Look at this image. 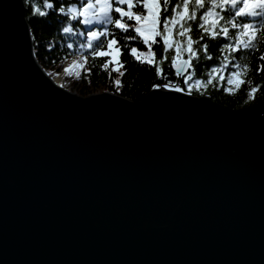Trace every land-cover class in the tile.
<instances>
[{
  "label": "water",
  "instance_id": "water-1",
  "mask_svg": "<svg viewBox=\"0 0 264 264\" xmlns=\"http://www.w3.org/2000/svg\"><path fill=\"white\" fill-rule=\"evenodd\" d=\"M24 12L0 0V264H264V101L80 95Z\"/></svg>",
  "mask_w": 264,
  "mask_h": 264
},
{
  "label": "trees",
  "instance_id": "trees-1",
  "mask_svg": "<svg viewBox=\"0 0 264 264\" xmlns=\"http://www.w3.org/2000/svg\"><path fill=\"white\" fill-rule=\"evenodd\" d=\"M130 1L24 0L37 61L52 73L81 57L70 88L80 95L108 90L138 102L164 85L232 110L264 101V0H157L145 31L146 2ZM179 57L190 60L183 76L171 68Z\"/></svg>",
  "mask_w": 264,
  "mask_h": 264
},
{
  "label": "rangeland",
  "instance_id": "rangeland-1",
  "mask_svg": "<svg viewBox=\"0 0 264 264\" xmlns=\"http://www.w3.org/2000/svg\"><path fill=\"white\" fill-rule=\"evenodd\" d=\"M145 2H146V6H147L148 16H147V19H146L145 24H144L145 25V27L143 29L144 31L146 29L151 28L152 26L154 27V24H155L154 15H155L156 6H157V4H156L157 0H145ZM127 4H128V6L132 5L130 0H128ZM248 6H250V4ZM121 9L123 12H127V13L130 12L129 9H126L124 7H121ZM112 43L110 46V53H111L113 58H117L118 49ZM181 58L182 57H179L178 59H181ZM82 64L83 63H82L81 57L75 56V57L70 58L68 60V63H65L61 69H56L52 73H49V74L53 75L56 73H60L61 71L64 72L63 84L66 88L70 89L72 83L75 82V79L78 78V76H79V69L82 67ZM64 67H66V71L64 70Z\"/></svg>",
  "mask_w": 264,
  "mask_h": 264
},
{
  "label": "bare ground",
  "instance_id": "bare-ground-1",
  "mask_svg": "<svg viewBox=\"0 0 264 264\" xmlns=\"http://www.w3.org/2000/svg\"><path fill=\"white\" fill-rule=\"evenodd\" d=\"M63 78H64V73L62 71L60 73L53 74L52 76L53 81L58 84H63Z\"/></svg>",
  "mask_w": 264,
  "mask_h": 264
}]
</instances>
